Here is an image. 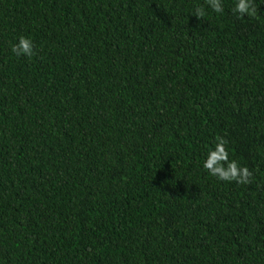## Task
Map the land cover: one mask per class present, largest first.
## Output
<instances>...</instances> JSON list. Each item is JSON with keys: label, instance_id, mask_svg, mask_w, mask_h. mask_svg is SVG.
Listing matches in <instances>:
<instances>
[{"label": "trees", "instance_id": "16d2710c", "mask_svg": "<svg viewBox=\"0 0 264 264\" xmlns=\"http://www.w3.org/2000/svg\"><path fill=\"white\" fill-rule=\"evenodd\" d=\"M254 2L0 0V264H264ZM217 136L250 184L203 168Z\"/></svg>", "mask_w": 264, "mask_h": 264}, {"label": "clouds", "instance_id": "9594fccd", "mask_svg": "<svg viewBox=\"0 0 264 264\" xmlns=\"http://www.w3.org/2000/svg\"><path fill=\"white\" fill-rule=\"evenodd\" d=\"M205 4L215 13H222L224 7L222 0H205ZM233 13L237 19H243L245 16L257 18L258 5L254 0H234ZM198 19L204 18L206 9L204 6L195 8L193 14ZM11 51L16 56H25L31 58L35 55V46L31 38L21 36L18 42L13 44ZM228 141L223 137H216L214 150H210L203 168L211 175L221 181L236 182L237 184H250L253 173L246 166H241L235 160H229Z\"/></svg>", "mask_w": 264, "mask_h": 264}]
</instances>
